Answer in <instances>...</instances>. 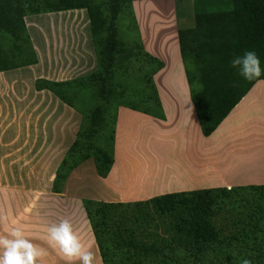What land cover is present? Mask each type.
Returning <instances> with one entry per match:
<instances>
[{"label":"crops","instance_id":"obj_1","mask_svg":"<svg viewBox=\"0 0 264 264\" xmlns=\"http://www.w3.org/2000/svg\"><path fill=\"white\" fill-rule=\"evenodd\" d=\"M141 1L133 9L143 47L164 63L154 82L166 120L120 107L107 178L97 174L89 159L70 174L62 193L53 192L82 116L49 90L36 88L37 81L63 83L97 71L85 9L26 16L38 62L0 72V214L8 216L7 228L22 227L47 250L38 264H67L46 238V228L64 219L83 242H93L95 264H103L83 200L135 203L194 190L264 186V80L205 137L181 58L178 1L172 0L162 15L139 11ZM4 228L0 225V234Z\"/></svg>","mask_w":264,"mask_h":264},{"label":"trees","instance_id":"obj_2","mask_svg":"<svg viewBox=\"0 0 264 264\" xmlns=\"http://www.w3.org/2000/svg\"><path fill=\"white\" fill-rule=\"evenodd\" d=\"M138 0H132L131 3ZM193 24L179 29L181 58L190 96L202 134L209 137L259 80H246L231 66L235 55L255 51L264 69V0H192ZM108 6L93 0H0V72L35 65L38 62L25 17L48 12L85 9L97 56L96 72L68 82L37 81V90L47 89L82 116L75 142L66 152L53 182V192L62 193L70 174L83 162L93 159L97 174L107 178L114 164L116 114L109 110L113 98H130L119 90V75H129L133 64L143 74L148 90L141 97L145 109L124 106L166 120L154 75L164 63L148 54L142 41L133 50L121 41L118 16L126 0H109ZM193 70L192 72L189 71ZM258 192L251 211L244 219L245 230L229 239L213 219L234 192ZM264 186L225 187L179 192L154 197L144 202L107 203L83 200V205L101 254L103 264H115L105 248L103 235L108 221L131 210L136 221L150 216L151 208L161 215H172V243L182 254L160 264H264ZM247 201V200H246ZM245 202V201H243ZM258 205V206H256ZM254 206H256L254 208ZM117 209L122 211L116 213ZM108 233V232H107ZM117 233V235H116ZM121 240L117 227L114 233ZM116 239L113 237V241ZM110 247V246H109ZM109 250V249H108ZM187 258L189 259L188 261Z\"/></svg>","mask_w":264,"mask_h":264},{"label":"rangeland","instance_id":"obj_3","mask_svg":"<svg viewBox=\"0 0 264 264\" xmlns=\"http://www.w3.org/2000/svg\"><path fill=\"white\" fill-rule=\"evenodd\" d=\"M131 1L132 0H126V4L123 6L118 16L117 26L119 37L121 41L125 43L126 47L130 50L136 47L138 50L137 46L141 41V37L133 9L135 1L133 3H131ZM176 1H178V10L176 9V13L180 26L182 28L191 27L193 24V1ZM93 2L106 6L110 3L109 0H93ZM172 2V0H143L139 2L137 6L139 11L149 10L150 12L162 15L168 12V10L170 11ZM173 11L175 10L173 9ZM187 22L191 25H187ZM139 67V64H133L129 75H119L117 80L119 90H123L126 94L128 93L130 98H126L124 102L122 101V106H120V100L113 98L109 106V110L113 114L117 115L119 108L126 105L140 109H145L147 106L141 102L142 95L144 93L147 94L148 90H150L147 88L143 74L151 75L153 68L147 66L142 74L139 71H134ZM189 71H193L190 69V64ZM3 103L4 102L1 100V110L4 109ZM136 112L143 113L140 111ZM256 197H259V195L258 192L254 191L240 190L234 192L232 197L224 204V207L213 218L218 226L222 228L223 235L228 239L234 234H240L242 230H245L244 219L251 211V205ZM259 205L263 207L264 200L260 201ZM256 206H254V208ZM120 211H122V209H117L116 213ZM148 211L150 212V216L143 222L136 221L131 215V210L124 215V218L123 215L121 216V214H119L114 217V219L108 221V229L106 230V234L103 235L106 240L104 246L107 248L106 250L109 252V255L112 256L115 264H160L161 260L164 259V254H169L167 255V259L173 258L171 260H175V257H179L182 254L180 249L174 248L176 246L172 243V228L175 223V218L172 215H161L156 213V210L154 211L152 208L150 210L148 209ZM117 227H119L121 233H123L121 240L119 239L120 237H116L117 233L116 235L114 234ZM113 237L116 239L115 241H113ZM188 260L187 258L186 261ZM183 264H189V262Z\"/></svg>","mask_w":264,"mask_h":264},{"label":"clouds","instance_id":"obj_4","mask_svg":"<svg viewBox=\"0 0 264 264\" xmlns=\"http://www.w3.org/2000/svg\"><path fill=\"white\" fill-rule=\"evenodd\" d=\"M231 66L238 69L246 80L259 78L264 72L261 61L255 51H245L243 55H235ZM8 216L0 214V225H4V233L0 234V264H38L47 255V250L32 242L20 226L7 228ZM46 238L50 246L56 248L67 264H95V254L92 251L93 242H83L74 229L71 221L64 219L52 223L46 228ZM241 264H252L249 259H243Z\"/></svg>","mask_w":264,"mask_h":264}]
</instances>
